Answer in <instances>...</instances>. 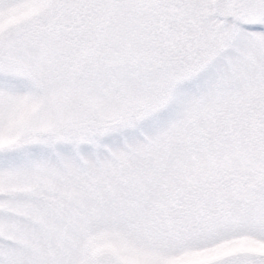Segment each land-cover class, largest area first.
Listing matches in <instances>:
<instances>
[{
	"label": "snow or ice",
	"instance_id": "1",
	"mask_svg": "<svg viewBox=\"0 0 264 264\" xmlns=\"http://www.w3.org/2000/svg\"><path fill=\"white\" fill-rule=\"evenodd\" d=\"M0 264H264V0H0Z\"/></svg>",
	"mask_w": 264,
	"mask_h": 264
}]
</instances>
